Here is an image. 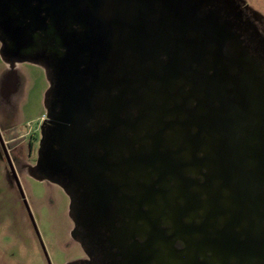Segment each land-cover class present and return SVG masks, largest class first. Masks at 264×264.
I'll return each instance as SVG.
<instances>
[{"label":"water","instance_id":"obj_1","mask_svg":"<svg viewBox=\"0 0 264 264\" xmlns=\"http://www.w3.org/2000/svg\"><path fill=\"white\" fill-rule=\"evenodd\" d=\"M39 1L3 18L16 48L46 20L56 42L32 175L100 243L135 230L139 264H264V61L237 0Z\"/></svg>","mask_w":264,"mask_h":264},{"label":"rangeland","instance_id":"obj_2","mask_svg":"<svg viewBox=\"0 0 264 264\" xmlns=\"http://www.w3.org/2000/svg\"><path fill=\"white\" fill-rule=\"evenodd\" d=\"M16 70L23 83L18 103L8 114L0 112V134L15 171L0 141V264H67L82 255L71 237L70 197L30 169L38 160L50 82L40 64L23 62ZM8 71L0 45V81ZM7 124L25 136L16 148L10 149Z\"/></svg>","mask_w":264,"mask_h":264},{"label":"flooded vegetation","instance_id":"obj_3","mask_svg":"<svg viewBox=\"0 0 264 264\" xmlns=\"http://www.w3.org/2000/svg\"><path fill=\"white\" fill-rule=\"evenodd\" d=\"M21 1L25 0H0V45L1 52L3 51L4 54L3 59L6 62L7 70H9L2 76L0 81V112L3 115L8 114L9 109H14L18 103V94L21 92L23 84L16 70L20 63L30 62L40 64L44 67L42 63L46 61L43 59V62H38V60L42 59L43 56L52 59L56 46L53 36L50 35L51 27L45 28L51 22L50 20H46L47 25L45 27L39 23L30 26L27 30V38L25 39L27 42L22 47L16 48L9 31L4 25L3 18L9 16L15 26H20L23 19L21 16ZM28 1L30 7H39V0ZM237 2L242 9V27L245 29V42L248 45H252L254 54L264 61V18L251 9L244 0H237ZM49 99V104H51L52 97L50 96ZM45 119L46 115L44 117ZM7 129L11 136L9 142L10 149L18 147L25 139V136H22L18 131L14 130L11 124H7ZM0 141L3 143L1 134ZM3 148L5 154L10 158L4 143ZM34 167L30 168L31 171ZM118 185L121 186L116 192L119 199L133 201L137 198V190L133 187L134 183H118ZM128 214L132 215L133 212H126L124 215ZM72 220L74 227L71 231V237L81 246L82 255L67 264H139V250L144 245H142L143 239L138 236L135 230H131L130 239L122 238L119 240L116 237L108 236V238H105V243H100L98 238L88 236V230L82 229L78 225L76 226L73 218ZM73 231H75L76 237L73 235ZM174 248L181 250L183 244L177 243L174 245ZM144 257H149L146 263L156 264L155 259H150L151 256L149 254H146ZM165 260H167V256Z\"/></svg>","mask_w":264,"mask_h":264},{"label":"crops","instance_id":"obj_4","mask_svg":"<svg viewBox=\"0 0 264 264\" xmlns=\"http://www.w3.org/2000/svg\"><path fill=\"white\" fill-rule=\"evenodd\" d=\"M248 6L264 18V0H244Z\"/></svg>","mask_w":264,"mask_h":264}]
</instances>
